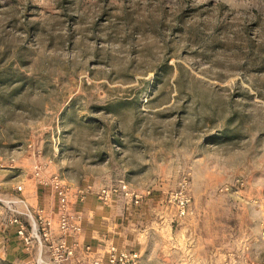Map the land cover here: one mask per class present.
Here are the masks:
<instances>
[{
  "label": "rangeland",
  "instance_id": "rangeland-1",
  "mask_svg": "<svg viewBox=\"0 0 264 264\" xmlns=\"http://www.w3.org/2000/svg\"><path fill=\"white\" fill-rule=\"evenodd\" d=\"M24 151L79 227L54 242L48 225L47 249H74L69 205L90 197L258 259L264 0H0V164Z\"/></svg>",
  "mask_w": 264,
  "mask_h": 264
},
{
  "label": "crops",
  "instance_id": "crops-1",
  "mask_svg": "<svg viewBox=\"0 0 264 264\" xmlns=\"http://www.w3.org/2000/svg\"><path fill=\"white\" fill-rule=\"evenodd\" d=\"M39 161L32 151H24L9 163L0 164V200L15 198L12 207L27 232L40 221H48L50 240L55 242L61 238L57 231L58 204L54 193L35 181L33 164ZM18 185L20 191L16 190ZM142 201L135 205L133 215L120 214L116 205L104 206L90 197L70 203V212L81 214V230L74 238L64 236L68 245L74 241L73 255L65 263L93 264L114 243L136 251L137 264H264V254L254 260L249 251L229 248L230 241L237 240L232 233L203 235L196 227L189 232H171L170 219L156 221L147 215ZM0 264H52L45 243L26 246L4 212L0 213Z\"/></svg>",
  "mask_w": 264,
  "mask_h": 264
},
{
  "label": "built area",
  "instance_id": "built-area-1",
  "mask_svg": "<svg viewBox=\"0 0 264 264\" xmlns=\"http://www.w3.org/2000/svg\"><path fill=\"white\" fill-rule=\"evenodd\" d=\"M119 188L126 192V184L120 183ZM18 191L21 189L20 186L16 188ZM138 202V198L136 197L135 203ZM66 206V202L62 199L61 201V209L64 210ZM181 213H184L183 206L181 207ZM7 221L11 224L17 226V234L21 237L22 241L26 246H30L37 244V246H41L42 243L49 238L48 225L50 224L48 221L38 223L36 227H32L28 232L25 229L24 224L20 221L18 217V211L10 206H7ZM1 213V211H0ZM58 231L60 234L65 235L71 231H78L79 227L70 223L68 217L62 215L58 220ZM49 255L52 261V264H66L65 262L69 257L73 255V250L70 247L64 245V242H61L57 245H49L48 248ZM105 260H96L93 264H137L138 263V253L136 251H128L124 249H118L114 246H110L107 250V253L104 255Z\"/></svg>",
  "mask_w": 264,
  "mask_h": 264
}]
</instances>
